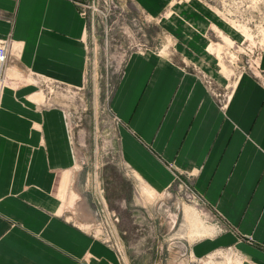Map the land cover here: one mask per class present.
<instances>
[{
    "label": "crops",
    "instance_id": "1",
    "mask_svg": "<svg viewBox=\"0 0 264 264\" xmlns=\"http://www.w3.org/2000/svg\"><path fill=\"white\" fill-rule=\"evenodd\" d=\"M87 1L0 0V264H119L91 234L92 215L80 218L86 227L65 214L77 160L65 111L45 90L86 86ZM132 1L150 18L171 2ZM196 9L177 4L162 20L173 54L124 60L108 103L117 146L147 189L182 183L218 217L213 235L191 244L196 258L224 249L235 258L225 264H264V76L243 72L229 87L210 35L218 26L234 33Z\"/></svg>",
    "mask_w": 264,
    "mask_h": 264
},
{
    "label": "rangeland",
    "instance_id": "2",
    "mask_svg": "<svg viewBox=\"0 0 264 264\" xmlns=\"http://www.w3.org/2000/svg\"><path fill=\"white\" fill-rule=\"evenodd\" d=\"M177 4L202 6L196 12L203 21L225 23L234 33L229 35L218 26L210 35L211 43L221 53L220 66L230 75L229 87L243 72L255 78L264 76L259 67L264 43V0H171L155 18L147 16L132 0H88L83 9L90 25L86 86L81 90L45 87L49 102L65 111L77 160L70 186L74 194L65 214L76 225L87 227L89 222L80 218L91 215L95 222L93 193L99 184L107 207L119 219L117 232L123 248L122 258L115 252L119 264H223L235 259L224 249L196 258L191 244L212 236L218 217L182 183L164 192L147 190L126 168L117 146L116 122L108 103L124 60L134 51L174 53L173 36L161 22ZM143 188L152 197L148 202ZM191 217L197 222L196 228L190 223ZM217 225L224 231L221 224ZM91 234L102 242L96 229Z\"/></svg>",
    "mask_w": 264,
    "mask_h": 264
},
{
    "label": "built area",
    "instance_id": "3",
    "mask_svg": "<svg viewBox=\"0 0 264 264\" xmlns=\"http://www.w3.org/2000/svg\"><path fill=\"white\" fill-rule=\"evenodd\" d=\"M8 54V43L0 45V94L4 84L2 68L6 62ZM96 185L94 187L93 202L95 205L94 217L95 222L92 223V228L98 231V235H101V240L110 249L114 250L121 258L123 256V248L121 239L117 232V223L119 221L117 214L107 207V203L103 194V191ZM197 199L199 197L194 195ZM100 232V234H99Z\"/></svg>",
    "mask_w": 264,
    "mask_h": 264
},
{
    "label": "bare ground",
    "instance_id": "4",
    "mask_svg": "<svg viewBox=\"0 0 264 264\" xmlns=\"http://www.w3.org/2000/svg\"><path fill=\"white\" fill-rule=\"evenodd\" d=\"M147 190H148V189H147ZM147 190L145 191V188L142 189V191H144V193H146V195L148 196V197H145V196H144L145 199H147L146 201L148 202V200H150L152 197L149 198L150 195L147 194V192H148ZM152 194H153V193H152ZM187 218H188V217H187ZM191 220H192V221H191ZM191 220H190V221H191L190 223L192 224V226H194V228H196L197 222L193 221L192 217H191ZM198 223H199V222H198ZM189 225H190V224H189Z\"/></svg>",
    "mask_w": 264,
    "mask_h": 264
}]
</instances>
